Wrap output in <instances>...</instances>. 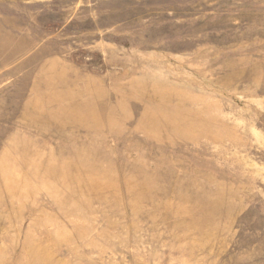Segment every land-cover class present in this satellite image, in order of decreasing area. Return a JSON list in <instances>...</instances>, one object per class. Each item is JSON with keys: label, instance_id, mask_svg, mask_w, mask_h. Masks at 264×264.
Returning <instances> with one entry per match:
<instances>
[{"label": "rangeland", "instance_id": "374dc122", "mask_svg": "<svg viewBox=\"0 0 264 264\" xmlns=\"http://www.w3.org/2000/svg\"><path fill=\"white\" fill-rule=\"evenodd\" d=\"M0 264H264V0H0Z\"/></svg>", "mask_w": 264, "mask_h": 264}]
</instances>
